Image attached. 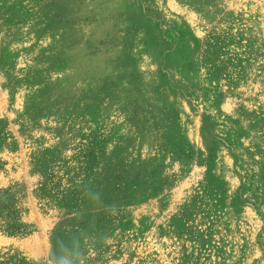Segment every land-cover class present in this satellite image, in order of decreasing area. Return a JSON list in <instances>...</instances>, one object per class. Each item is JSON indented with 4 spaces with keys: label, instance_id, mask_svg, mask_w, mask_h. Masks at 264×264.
<instances>
[{
    "label": "rangeland",
    "instance_id": "1",
    "mask_svg": "<svg viewBox=\"0 0 264 264\" xmlns=\"http://www.w3.org/2000/svg\"><path fill=\"white\" fill-rule=\"evenodd\" d=\"M241 161L264 185V0H0V189L35 231L0 253L264 264Z\"/></svg>",
    "mask_w": 264,
    "mask_h": 264
},
{
    "label": "trees",
    "instance_id": "2",
    "mask_svg": "<svg viewBox=\"0 0 264 264\" xmlns=\"http://www.w3.org/2000/svg\"><path fill=\"white\" fill-rule=\"evenodd\" d=\"M239 170L243 180L244 195L254 204H264V185L259 180L256 170V164L253 161H241ZM51 190H57V184L51 183ZM67 200V197L60 199ZM22 209L19 206L17 195L13 189H0V218L6 221L4 228L0 229L2 233L10 237H30L34 234L33 228L21 222ZM12 256L0 253V264H23L24 261L18 259L14 261Z\"/></svg>",
    "mask_w": 264,
    "mask_h": 264
}]
</instances>
